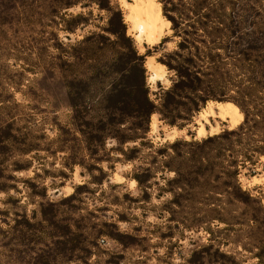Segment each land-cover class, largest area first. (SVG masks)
I'll return each mask as SVG.
<instances>
[{"label":"rangeland","instance_id":"374dc122","mask_svg":"<svg viewBox=\"0 0 264 264\" xmlns=\"http://www.w3.org/2000/svg\"><path fill=\"white\" fill-rule=\"evenodd\" d=\"M155 1L0 0V264H264V0Z\"/></svg>","mask_w":264,"mask_h":264},{"label":"bare ground","instance_id":"6f19581e","mask_svg":"<svg viewBox=\"0 0 264 264\" xmlns=\"http://www.w3.org/2000/svg\"><path fill=\"white\" fill-rule=\"evenodd\" d=\"M134 1V3H126V5L129 10L127 19L132 22V27L136 31V38L140 42L156 43L160 40L163 24L170 25V22L163 17L161 5L155 0ZM148 64L151 67V82L156 83L165 79L166 66L164 64L152 61L148 62ZM199 117V120L197 119L199 124L197 135L205 137L207 133L217 131L220 124L219 121L213 124L211 118L228 122L233 127L240 123L244 115L233 102L210 101Z\"/></svg>","mask_w":264,"mask_h":264}]
</instances>
